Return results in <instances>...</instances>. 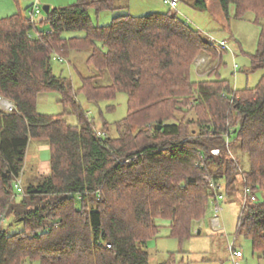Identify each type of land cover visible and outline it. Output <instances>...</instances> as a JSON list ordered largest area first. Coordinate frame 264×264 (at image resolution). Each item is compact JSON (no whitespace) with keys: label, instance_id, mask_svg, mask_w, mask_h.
<instances>
[{"label":"trees","instance_id":"obj_1","mask_svg":"<svg viewBox=\"0 0 264 264\" xmlns=\"http://www.w3.org/2000/svg\"><path fill=\"white\" fill-rule=\"evenodd\" d=\"M208 1L193 8L206 10ZM215 1L225 20L233 7L237 19L252 13L263 21L250 65L264 69V0ZM28 9L29 18L0 19V98L13 105L0 109V264H149L147 243L160 220L169 222L170 238L191 239L214 197L209 180L227 193L239 175L255 201L242 207L237 234L264 259V76L243 90L212 78L218 68L191 80L194 57H216L219 48L172 11L93 26L89 10H116L115 0H77L36 22L35 6ZM42 25L49 30L38 32ZM77 31L84 35L63 37ZM83 51L97 74L80 77L75 89L54 75L52 61ZM107 76L110 83H99ZM43 93H58L68 113H38ZM118 93L127 114L113 124L116 137L105 134L111 124L103 119L96 132L77 95L98 104ZM181 114L192 118L185 123ZM231 140L247 154L248 171L227 153ZM32 141L48 147L50 171L19 190ZM13 225L20 229L8 234Z\"/></svg>","mask_w":264,"mask_h":264},{"label":"rangeland","instance_id":"obj_2","mask_svg":"<svg viewBox=\"0 0 264 264\" xmlns=\"http://www.w3.org/2000/svg\"><path fill=\"white\" fill-rule=\"evenodd\" d=\"M76 1L0 0V19L19 12L24 17L29 18L28 8L34 5L33 20L36 22L45 18L42 6H49L51 9L63 8L75 4ZM193 4L194 0H179L177 8L171 9L169 6L164 5L162 0H115V6L118 9L103 11L98 14L90 9L89 16L93 26H105L110 24L111 19L118 15L144 16L150 13L175 12L180 19L188 22L191 27L198 29L209 42L214 39L220 41V43L224 42L226 46L225 53L222 51L223 48L216 49V57H211L208 54H197L193 59V66L190 70L191 80H205L209 77L211 70L218 68L216 76H212V78L220 77V79L227 82L231 89L243 90L255 87L261 77L264 76V69L252 71L250 56L257 50L263 21L255 23V17L252 13H247L243 18L237 19L234 17L233 7H230L229 18L225 20L215 0L208 1L209 7L206 10L194 9ZM48 30L47 25L37 27L38 32H47ZM83 35L84 32L78 31L63 33L64 38L81 37ZM88 54L89 51L71 53L63 59L54 56L52 61L54 75L70 79L73 87L77 89L80 87V77L97 74V71L86 62ZM108 82L110 83V80L108 81L107 76L99 83L106 84ZM0 100L8 101L5 98H0ZM76 100L82 109L87 112L96 132L100 133L101 120L103 119L111 124L109 130H105V134L116 137L113 124L124 119L127 114V99L124 93H118L114 100L101 101L98 104L88 103L83 95H77ZM59 101L60 96L58 93L39 94L36 99L38 113L54 116L68 113L69 110L64 108ZM191 106V103H189L186 109H190ZM181 115L183 116L177 118H183L185 123L189 118H192L185 114ZM65 119L71 125L77 124L73 116L65 115ZM101 134L104 135L103 132ZM226 148L228 149L227 153L238 163L241 172L248 171L249 158L238 144L231 140V148L228 144H226ZM48 158V147L37 141H32L26 154L25 174L17 180V187L23 188L24 181L28 178L46 176V173L50 171V165L49 169H45L46 171L42 170V167L40 171H37V169L41 163L44 166L43 164L49 162ZM214 185L216 186V183ZM246 190L249 195V189L243 185L240 175L237 177L235 187L230 192H224V184L220 182L218 191L223 196V200L219 204L220 212H215L213 198L205 216L194 224V236L189 240L179 242L174 238H170L169 222L160 220L158 222L161 226L159 233L155 239L147 243L149 264H231L228 250V246L231 244L243 255L240 264H264V259L261 256L252 254L250 241L242 234H237L238 219L242 207L247 204L245 201ZM215 219L218 220L219 226H213L212 221ZM7 222H10L9 218L5 219L4 224ZM19 229L20 226L13 225L11 228H7V233L12 234ZM196 230H200L201 234L196 235ZM24 264H29V262Z\"/></svg>","mask_w":264,"mask_h":264},{"label":"built area","instance_id":"obj_3","mask_svg":"<svg viewBox=\"0 0 264 264\" xmlns=\"http://www.w3.org/2000/svg\"><path fill=\"white\" fill-rule=\"evenodd\" d=\"M177 2H178V0H165L164 1V3L169 5L171 7V9H175L176 8ZM34 11H32V12L34 13ZM210 42H211V44H213L217 48L226 49V46H225L224 42L220 43V41H215L214 39H211ZM0 109H2L3 111H6V112H11L12 109H13V105L10 102H8V101L0 100ZM209 184H210V188H212V192L214 194V197H213L214 198V203H215L214 210H215V212H220V205L219 204L222 202L223 196L219 193L218 189L216 188V186L214 185V183L211 180H210ZM19 190H21L20 187H19ZM245 195H246V198H245L246 202L255 201V198L253 196L248 195V191L247 190L245 192ZM212 222H213V226H219V222H218L217 219L213 220ZM238 226H239V223H238ZM228 250H229V253H230L231 261H232L233 264H235L234 263L235 260L237 258H240L242 256V254H241V252L239 250H236L233 247L232 244L228 246Z\"/></svg>","mask_w":264,"mask_h":264},{"label":"crops","instance_id":"obj_4","mask_svg":"<svg viewBox=\"0 0 264 264\" xmlns=\"http://www.w3.org/2000/svg\"><path fill=\"white\" fill-rule=\"evenodd\" d=\"M44 166H42V163L40 164V166L38 167V169H37V171L39 170L40 171V168L42 167V170H45V169H49V162L47 161L45 164H43ZM48 167V168H47ZM46 171V170H45ZM40 173V172H39ZM49 173V171L46 173V175ZM196 234L197 235H200L201 234V231L200 230H196ZM198 232H199V234H198ZM233 245V244H232ZM233 247H234V245H233ZM236 250H238L237 248H236ZM242 254V253H241ZM243 258V255L240 257V258H237L236 260H235V264H240L241 262H240V260ZM231 264H233L232 263V261L230 262Z\"/></svg>","mask_w":264,"mask_h":264},{"label":"water","instance_id":"obj_5","mask_svg":"<svg viewBox=\"0 0 264 264\" xmlns=\"http://www.w3.org/2000/svg\"><path fill=\"white\" fill-rule=\"evenodd\" d=\"M42 10L44 11V13L47 14L50 10V7L49 6H42ZM198 234H199V232H198Z\"/></svg>","mask_w":264,"mask_h":264}]
</instances>
